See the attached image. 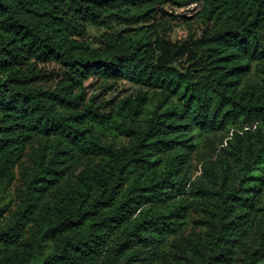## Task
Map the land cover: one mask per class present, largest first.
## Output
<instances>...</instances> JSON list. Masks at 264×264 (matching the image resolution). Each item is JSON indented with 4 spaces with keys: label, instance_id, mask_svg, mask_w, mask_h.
Instances as JSON below:
<instances>
[{
    "label": "trees",
    "instance_id": "trees-1",
    "mask_svg": "<svg viewBox=\"0 0 264 264\" xmlns=\"http://www.w3.org/2000/svg\"><path fill=\"white\" fill-rule=\"evenodd\" d=\"M190 6L199 36L171 42ZM93 79L137 92L106 110ZM117 119L130 146L104 140ZM16 173L0 264H264V0H0V198Z\"/></svg>",
    "mask_w": 264,
    "mask_h": 264
},
{
    "label": "rangeland",
    "instance_id": "rangeland-1",
    "mask_svg": "<svg viewBox=\"0 0 264 264\" xmlns=\"http://www.w3.org/2000/svg\"><path fill=\"white\" fill-rule=\"evenodd\" d=\"M193 7L175 9V8H166V16L163 18L164 23L169 28L166 30V37L171 42L183 43L189 37L199 36L198 26L193 21H187L188 18H192L194 12H192ZM104 31L95 28H89L87 30L88 38L97 39ZM255 79V77H254ZM85 88L88 93V96H96L98 102H104L106 106L104 109H111L114 105L118 104L125 98L134 97L137 89L131 85L120 83L117 85H101L97 80H89L85 83ZM157 101L149 97L148 104L146 106L145 115L149 114L157 106ZM145 118V116H144ZM141 118V120H144ZM129 123L124 122L121 119H117V125L111 127L108 131L105 132V142L111 143L117 147L121 146H130L132 144V139L126 133L125 128H129ZM224 136L225 132L216 133V134H196L195 136V150L192 156V180H194L200 173L203 172V164L208 162L210 159L215 161L219 149L224 146ZM87 160L83 161L79 166H77L71 173L70 177L74 179L77 174L85 166ZM264 180V177H263ZM19 186V177L16 173L15 179L4 189L1 198L0 205L7 204L14 201V192ZM264 192V181L261 188ZM12 210V207H11ZM199 225L196 221V214L191 208L186 219L185 227L183 228V233L181 236L175 238L171 242L172 250L181 245L186 237L191 232H197L199 230ZM50 245L47 244L46 252L49 251ZM172 264H175L173 260ZM235 264H242L240 259L236 261Z\"/></svg>",
    "mask_w": 264,
    "mask_h": 264
}]
</instances>
